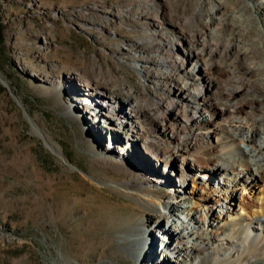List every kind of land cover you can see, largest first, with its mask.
<instances>
[{
    "label": "rangeland",
    "instance_id": "374dc122",
    "mask_svg": "<svg viewBox=\"0 0 264 264\" xmlns=\"http://www.w3.org/2000/svg\"><path fill=\"white\" fill-rule=\"evenodd\" d=\"M194 1L173 0L176 17L184 22L182 14L193 12ZM199 1L201 9L194 11L195 18L225 8L236 16L251 17L253 29L245 24L247 36L258 48L259 60L264 59V47L259 48L257 43L264 41V0H226L225 4L220 0ZM124 2L0 0V77L9 87L0 83V264H146L145 257L137 261L125 250L124 245L129 242L122 243L120 236L132 224L130 218L137 224L144 214L156 211L146 205L150 202L129 198L128 188L141 185L153 196L169 198L171 192L181 188L187 191L196 183L191 177L184 182L170 177L160 179L162 166L152 160L148 161V168L140 166L135 159L143 150L138 145L130 143L133 150L125 156L106 151L108 144L112 148L128 140L101 128L100 120L93 123L90 115L81 113L80 104L72 103V98L81 96L91 100L84 96L89 90L80 87L76 80L62 79L56 86L48 82L54 75L73 78L93 63L104 67L105 76H112L118 88H134L144 80L142 73L118 60L117 47L140 37L130 19L120 24L116 18ZM93 14L108 19L102 25L90 24ZM201 20L196 19V27L202 26ZM238 36L236 32L232 38L248 43L245 36ZM140 54L138 51L134 56ZM243 70L239 71L248 76ZM258 78L263 79L262 85ZM263 85L264 73H253L256 88L248 99H263ZM97 99L99 105L106 104L107 109L111 106L116 114H123V103ZM89 106L90 112L97 107ZM254 115L263 118L264 112L255 111ZM29 116L60 145L66 161L34 133ZM253 126H258L254 120ZM210 154L219 160L221 151ZM98 180L106 186H98ZM114 183L121 188L113 187ZM243 186L236 190L249 187ZM233 190L222 189L210 195L200 190L188 198L203 204L202 199L211 198L220 206L218 199ZM175 202L180 206L182 201ZM249 202L253 204V200ZM234 206L238 207V202ZM156 236L157 239L150 235L145 238L155 249L160 246L161 237ZM168 255L155 257V264H175L168 261ZM240 262L262 264L250 263L248 256ZM195 264L218 261L214 252H208Z\"/></svg>",
    "mask_w": 264,
    "mask_h": 264
},
{
    "label": "bare ground",
    "instance_id": "6f19581e",
    "mask_svg": "<svg viewBox=\"0 0 264 264\" xmlns=\"http://www.w3.org/2000/svg\"><path fill=\"white\" fill-rule=\"evenodd\" d=\"M220 1L225 4L226 0ZM172 4L173 0H125L116 12L120 24L128 18L140 33L139 38L116 49L118 60L143 74L144 80L136 87L118 88L112 76H105L104 67L96 63L73 78L54 75L48 82L56 86L62 79L76 80L89 90L84 96L91 100L81 96L72 98V103L80 104L78 109L90 115L93 123L100 120L101 128L128 140L112 148L110 143L106 151L125 156L133 150L130 143L138 145L143 154L138 151L136 162L145 168L149 160L161 165L160 179L184 182L191 177L196 182L187 191L181 188L171 192L169 198L153 196L141 185L128 188L129 198L150 202L146 205L156 211L144 214L137 224L130 218L132 224L120 236L122 243L129 242L124 248L135 260L145 257L146 264H155V257L169 253L170 262L195 264L214 252L218 264H242L247 256L250 263L264 264V117L254 115L255 111L264 112V98L247 97L256 88L253 73H264V59L259 60L258 48L245 28L247 24L253 29V19L236 16L227 8L195 18L194 11L202 4L195 0L193 12L182 14L183 22L176 17ZM199 18L202 26L197 28ZM106 19L93 14L89 22L102 25ZM236 32L248 43L240 42L237 36L232 38ZM257 43L264 47L262 39ZM138 51L142 54L135 57ZM243 68L249 77L239 71ZM99 97L123 103V114H116L111 106L107 109L106 104L99 105ZM82 99L84 102L79 103ZM90 104L97 105L92 112ZM29 118L34 133L66 161L60 145ZM253 120L258 126H253ZM210 151H221L219 160L212 158ZM96 183L106 186L100 180ZM240 185L249 187L236 190ZM113 187L121 188L115 183ZM222 189L234 190L218 199L220 206L211 198L202 199L204 204L188 198L200 190L210 195ZM176 200L182 201L180 206ZM157 234L161 236L160 246L155 249L145 238L150 235L157 239Z\"/></svg>",
    "mask_w": 264,
    "mask_h": 264
},
{
    "label": "water",
    "instance_id": "95a60500",
    "mask_svg": "<svg viewBox=\"0 0 264 264\" xmlns=\"http://www.w3.org/2000/svg\"><path fill=\"white\" fill-rule=\"evenodd\" d=\"M0 83H1L4 87L9 88V87H8V84L6 83V81H4L1 77H0Z\"/></svg>",
    "mask_w": 264,
    "mask_h": 264
},
{
    "label": "trees",
    "instance_id": "16d2710c",
    "mask_svg": "<svg viewBox=\"0 0 264 264\" xmlns=\"http://www.w3.org/2000/svg\"><path fill=\"white\" fill-rule=\"evenodd\" d=\"M1 31H2V30H1V24H0V34H1Z\"/></svg>",
    "mask_w": 264,
    "mask_h": 264
}]
</instances>
